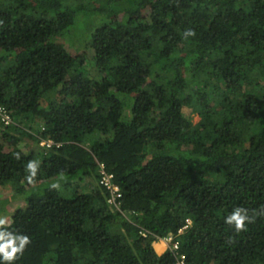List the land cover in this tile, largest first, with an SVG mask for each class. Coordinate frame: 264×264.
<instances>
[{
  "label": "trees",
  "instance_id": "16d2710c",
  "mask_svg": "<svg viewBox=\"0 0 264 264\" xmlns=\"http://www.w3.org/2000/svg\"><path fill=\"white\" fill-rule=\"evenodd\" d=\"M0 106L15 264H264V216L224 223L264 206V0H0Z\"/></svg>",
  "mask_w": 264,
  "mask_h": 264
},
{
  "label": "clouds",
  "instance_id": "9594fccd",
  "mask_svg": "<svg viewBox=\"0 0 264 264\" xmlns=\"http://www.w3.org/2000/svg\"><path fill=\"white\" fill-rule=\"evenodd\" d=\"M184 39L195 36L192 29H186L182 34ZM15 159L19 160V154L15 155ZM40 168L39 160H29L25 165V172L27 175L24 177L28 185L36 183L37 173ZM66 175L63 171L57 173L56 178L50 184V190L59 191L62 187L61 182L66 181ZM258 216H264V206L260 210H252L251 213L247 208L234 207L232 211L224 218V223L231 226L235 232L239 233L247 230V225L255 223ZM159 242H163V239ZM31 239L28 235L18 233L10 229V218L0 216V264H15L16 260L21 257ZM166 251V245L165 250ZM159 254V253H158Z\"/></svg>",
  "mask_w": 264,
  "mask_h": 264
},
{
  "label": "built area",
  "instance_id": "2783aa9c",
  "mask_svg": "<svg viewBox=\"0 0 264 264\" xmlns=\"http://www.w3.org/2000/svg\"><path fill=\"white\" fill-rule=\"evenodd\" d=\"M0 122L5 125L9 126L13 123L12 118L5 107L0 106ZM39 146L49 150L53 147H60V143H55L52 140L41 139L39 142ZM100 174L102 175L100 180V185H102L105 190L109 193L110 197L108 198L107 202L112 206L114 210H119L120 204L119 199L121 197L119 187L114 184L113 182V175L107 173L104 169L103 164L100 165ZM187 225L180 230L179 233H182L183 230L187 229L191 222L188 220L186 221ZM163 242L166 245V250H168L175 258V264H188L186 261L185 255H181L179 253V244L177 241L174 240L172 237H168L163 239Z\"/></svg>",
  "mask_w": 264,
  "mask_h": 264
},
{
  "label": "rangeland",
  "instance_id": "374dc122",
  "mask_svg": "<svg viewBox=\"0 0 264 264\" xmlns=\"http://www.w3.org/2000/svg\"><path fill=\"white\" fill-rule=\"evenodd\" d=\"M77 33L79 34V39H81L82 33L79 30ZM71 39H75V38L72 37ZM58 41L67 42L68 39L59 38ZM192 121L194 124L199 121V117L197 116V114H193ZM24 143H26V140L24 141ZM24 143H22V145H24ZM20 203H21V197L15 195L12 191V188L0 187V211L3 210L4 207L3 213H1L2 216L8 215L7 217H10L13 211L19 207ZM157 245H163V244L161 242H157Z\"/></svg>",
  "mask_w": 264,
  "mask_h": 264
},
{
  "label": "crops",
  "instance_id": "0c3cea01",
  "mask_svg": "<svg viewBox=\"0 0 264 264\" xmlns=\"http://www.w3.org/2000/svg\"><path fill=\"white\" fill-rule=\"evenodd\" d=\"M162 244H163V243H162ZM156 245H157V243H156ZM157 246H158V245H157ZM162 247L164 248V249H163V251H164V250H165V245L163 244ZM163 251H162V252H163ZM162 252H161V253H162Z\"/></svg>",
  "mask_w": 264,
  "mask_h": 264
}]
</instances>
